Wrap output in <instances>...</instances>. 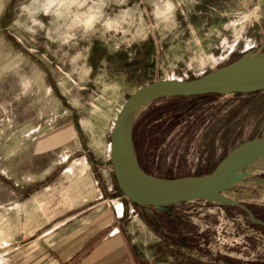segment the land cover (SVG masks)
Returning <instances> with one entry per match:
<instances>
[{"label":"rangeland","instance_id":"rangeland-1","mask_svg":"<svg viewBox=\"0 0 264 264\" xmlns=\"http://www.w3.org/2000/svg\"><path fill=\"white\" fill-rule=\"evenodd\" d=\"M248 53L264 54V0H0V264L84 263L103 242L146 264H264V229L242 210L205 196L134 204L110 159L138 87ZM133 129L147 173L204 175L264 136V91L156 98ZM228 183L264 219V169Z\"/></svg>","mask_w":264,"mask_h":264},{"label":"water","instance_id":"water-1","mask_svg":"<svg viewBox=\"0 0 264 264\" xmlns=\"http://www.w3.org/2000/svg\"><path fill=\"white\" fill-rule=\"evenodd\" d=\"M240 59V58H239ZM238 59V60H239ZM199 77L190 79L166 78L154 80L138 87L127 96L119 109L110 134V159L113 174L122 194L137 205L168 208L172 205L205 196L211 200L237 207L252 224L264 229V219L257 217L245 203L225 196L221 188L241 167L252 159L264 156V136L247 139L231 148L214 166L200 176L185 178H163L147 173L138 163L134 152L133 123L136 109L153 99L178 95L232 94L264 91V68L241 69L237 61ZM128 133L130 152L123 150V139ZM125 167L143 181L162 188L149 189L133 183ZM210 191L216 197L204 194Z\"/></svg>","mask_w":264,"mask_h":264},{"label":"bare ground","instance_id":"bare-ground-1","mask_svg":"<svg viewBox=\"0 0 264 264\" xmlns=\"http://www.w3.org/2000/svg\"><path fill=\"white\" fill-rule=\"evenodd\" d=\"M237 65H241V69H246V70H258L260 68H264V54H246L244 55L240 60L237 61ZM123 150L126 153L130 152L129 148V139H128V133L126 132V135L123 139L122 143ZM264 169V156L262 157H257L255 159L250 160L246 164H244L239 171H237L235 174H233L231 177L228 178V180L224 183L227 184L229 181L233 180V183L239 179L242 178L243 175L249 173V172H254L258 170H263ZM125 172L128 176V178L135 184L144 187V188H149V189H158L164 187V185H154L152 183H149L147 181H143L141 178H139L137 175H135L132 171H130L127 167H125ZM229 184V183H228ZM204 194L208 196H213L216 197V195L212 194L210 191H206ZM227 197L240 200V197H232L231 195L227 194L225 195ZM243 199V198H241Z\"/></svg>","mask_w":264,"mask_h":264},{"label":"crops","instance_id":"crops-1","mask_svg":"<svg viewBox=\"0 0 264 264\" xmlns=\"http://www.w3.org/2000/svg\"><path fill=\"white\" fill-rule=\"evenodd\" d=\"M114 245L115 248L110 250V242H103L101 244V249H99L92 254H89L85 257L84 263L74 261L73 264H146L141 262L138 257L125 256L124 253L127 252V247L125 243L120 245V242H116ZM119 246V247H118ZM108 247V248H107ZM45 264V262L43 263Z\"/></svg>","mask_w":264,"mask_h":264},{"label":"trees","instance_id":"trees-1","mask_svg":"<svg viewBox=\"0 0 264 264\" xmlns=\"http://www.w3.org/2000/svg\"><path fill=\"white\" fill-rule=\"evenodd\" d=\"M199 95H216V96H218V95H221V94H198V95H178V96H170V97H183V96H199ZM134 137H135V130L133 129V141L135 140L134 139ZM135 142V141H134ZM214 168V167H213ZM212 168V169H213ZM211 169V170H212ZM210 170V171H211ZM209 170L207 171V172H204L203 174H206V173H208V172H210Z\"/></svg>","mask_w":264,"mask_h":264}]
</instances>
